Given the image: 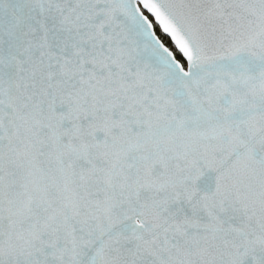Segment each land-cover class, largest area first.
<instances>
[{
    "label": "snow or ice",
    "instance_id": "6c2138e0",
    "mask_svg": "<svg viewBox=\"0 0 264 264\" xmlns=\"http://www.w3.org/2000/svg\"><path fill=\"white\" fill-rule=\"evenodd\" d=\"M0 264H264V0H0Z\"/></svg>",
    "mask_w": 264,
    "mask_h": 264
}]
</instances>
